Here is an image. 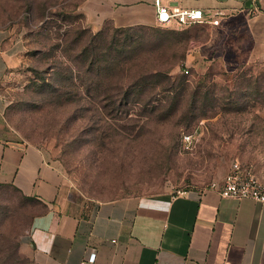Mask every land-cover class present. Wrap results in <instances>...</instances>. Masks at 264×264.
Instances as JSON below:
<instances>
[{"label": "rangeland", "instance_id": "obj_1", "mask_svg": "<svg viewBox=\"0 0 264 264\" xmlns=\"http://www.w3.org/2000/svg\"><path fill=\"white\" fill-rule=\"evenodd\" d=\"M81 1L0 0V31L18 53L0 81V137L44 149L62 168L70 204L84 213L104 202L204 189L237 163L264 185V57L247 63L220 49L225 59L208 49L190 57L212 38L207 27L134 28L142 55L128 77L103 74L111 99L100 104L86 94L97 87L96 70L86 74L88 66L77 61L89 35L71 43L85 30L76 12ZM156 72H167L177 92L185 89L169 117L174 96L157 86L146 87L141 99L136 90L130 104L124 98L127 82ZM151 98L160 109L147 113ZM188 135L191 145L184 143ZM41 212L0 186V264H34L20 247Z\"/></svg>", "mask_w": 264, "mask_h": 264}, {"label": "crops", "instance_id": "obj_2", "mask_svg": "<svg viewBox=\"0 0 264 264\" xmlns=\"http://www.w3.org/2000/svg\"><path fill=\"white\" fill-rule=\"evenodd\" d=\"M178 4L220 22L198 25L213 35L190 57L205 56L207 49L219 59L225 57L217 49L231 50L247 63L264 57V0ZM76 12L94 33L108 24L157 27L153 0H82ZM17 61L18 53L0 31V81ZM0 186L43 207L20 247L34 264H81L91 254L95 264H264V206L251 199L192 189L174 197L104 202L84 213L70 204L62 168L44 149L1 137Z\"/></svg>", "mask_w": 264, "mask_h": 264}, {"label": "trees", "instance_id": "obj_3", "mask_svg": "<svg viewBox=\"0 0 264 264\" xmlns=\"http://www.w3.org/2000/svg\"><path fill=\"white\" fill-rule=\"evenodd\" d=\"M77 18L80 19L81 21L84 20V18L81 15H78ZM107 26L112 27L114 33L112 34L113 36L112 35L109 36L108 33L104 30ZM134 28H149V29L152 28V30L155 29V27L116 28L113 25L108 24L100 32L94 33L85 27V30L83 32L78 33L76 38H74V40L71 42L73 44H76L82 41L83 43L85 39V34L89 35V38L84 42L85 45L82 47L81 52L77 56V61H81L85 63L86 66H88L85 72L86 74L91 73L92 70L94 71L96 70L97 80H93V81H96L97 87L93 89L91 86H88L86 88V94L93 99L99 100L100 104L111 99V96L108 94L107 90L102 88L103 85L105 84V81L102 80L103 74L107 73L109 69H111L108 75H112L114 72L119 70L123 73L122 78L128 77V73L131 71L133 63L137 60V57L142 55L141 53L142 51L138 52V50L134 49V37L130 33ZM156 28H160V27H156ZM166 30L174 31V29H166ZM68 71H71L72 73V70L68 69ZM149 75L150 76L143 74L142 78H140L139 80L137 79L132 84L127 82L128 90L124 94L126 103L130 104V102H132L131 99L133 94L136 92V90H138L139 93L138 99H141L140 96L144 94L145 92L144 89L146 87L152 86V88L155 89L158 87L161 93L164 94L169 93L170 95L172 94L174 96L173 98H170L172 105L168 104L169 113L167 112V115H165V117H169L170 115L177 113V111L179 110L178 106L179 103L182 101L183 93L185 89L184 88L182 89L183 92L182 91L180 93L177 92V89L179 88L177 89L175 88V86L168 78L169 75L167 72H156L153 75L151 74ZM159 77L160 80L158 83H156L155 79ZM66 79H67L66 81H69L72 80L73 78L69 77ZM152 81L154 82L151 83ZM92 83L93 82H91L88 85H92ZM198 95L199 92L197 90L195 94L192 96V98L196 100L199 98ZM138 104L141 103L138 102ZM154 104H155V100L153 98L149 99L148 102L145 104V106L147 107L145 111L148 113V109H152V108L155 109L156 111L159 110L160 107H158L159 109H157L153 107ZM14 191L18 193L17 190ZM27 200L39 205L42 208V212H43V207L39 203H37L34 200H30V199Z\"/></svg>", "mask_w": 264, "mask_h": 264}, {"label": "built area", "instance_id": "obj_4", "mask_svg": "<svg viewBox=\"0 0 264 264\" xmlns=\"http://www.w3.org/2000/svg\"><path fill=\"white\" fill-rule=\"evenodd\" d=\"M156 12V26L164 29L183 30L195 25L218 26L219 20H208L204 12L198 9H185L178 0H153ZM218 16V15H217ZM186 145L193 144V136L184 137ZM205 190L216 192L222 198L251 199L264 206V185L242 166L234 164L222 181L211 182ZM187 191L180 192L184 195ZM96 254L81 264H95Z\"/></svg>", "mask_w": 264, "mask_h": 264}]
</instances>
